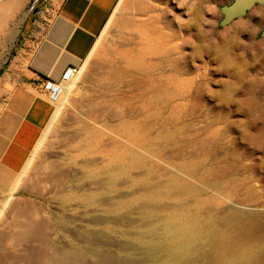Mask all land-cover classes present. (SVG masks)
Segmentation results:
<instances>
[{"label": "rangeland", "instance_id": "rangeland-1", "mask_svg": "<svg viewBox=\"0 0 264 264\" xmlns=\"http://www.w3.org/2000/svg\"><path fill=\"white\" fill-rule=\"evenodd\" d=\"M233 1H123L68 85L73 90L56 105L58 118L26 172L11 179L0 172V208L20 179L0 225V264H30L27 255H39L35 264H54L64 252L84 256L87 264H103L104 255L147 264L140 234L148 232V221L165 216L181 224L216 220L220 228L237 211L264 224V10L253 8L222 28L221 8ZM60 2L0 0V7L17 4L0 24V111ZM158 15L161 23L154 22ZM185 41L172 55L178 74L172 63L150 60L154 46L165 53ZM99 136L104 158L87 153ZM131 152H143L144 162L122 158ZM109 157L117 178L88 179ZM124 166L126 174L119 170ZM181 185L199 191L170 194ZM28 221L40 236L19 239Z\"/></svg>", "mask_w": 264, "mask_h": 264}, {"label": "crops", "instance_id": "crops-1", "mask_svg": "<svg viewBox=\"0 0 264 264\" xmlns=\"http://www.w3.org/2000/svg\"><path fill=\"white\" fill-rule=\"evenodd\" d=\"M123 1L61 0L26 62L20 65L17 88L0 111L1 173L10 179L21 173L52 122L56 108L46 100L40 83L43 79L59 81L70 67L82 68ZM254 8L264 10L260 5ZM36 231L32 239L40 236V229ZM30 256L28 261L35 264L39 255Z\"/></svg>", "mask_w": 264, "mask_h": 264}, {"label": "bare ground", "instance_id": "bare-ground-1", "mask_svg": "<svg viewBox=\"0 0 264 264\" xmlns=\"http://www.w3.org/2000/svg\"><path fill=\"white\" fill-rule=\"evenodd\" d=\"M16 8V3H11L10 5H6L5 7H0V24H3L6 18H8L13 12H15L14 10H16ZM155 20V23H161V20H163V16L158 15L155 17ZM172 36L175 38L174 35ZM154 39L159 40L161 39V37L156 36ZM186 44L187 41H185L184 44L176 43L174 44L173 48L170 47L168 51H166L167 49H165V53L160 51L157 52V48L154 46L153 49L155 50H151L148 55L151 56L150 60L152 62L159 59V62L162 65L172 63V65H174V72L178 74L180 72L177 64L178 58L174 59L172 58V55L175 51L182 49V47ZM94 52L92 53L90 58L93 56ZM157 55L158 58H156ZM181 59H183V57ZM162 65H160V67ZM147 73L150 76L154 75L156 73L155 68L150 69L149 71H147ZM159 73L162 74V71L160 70ZM196 77L198 78L199 74ZM73 88L74 84L72 86H68L66 89V94L69 95ZM149 102L150 101H148V103ZM148 103L147 105L149 106L150 104ZM148 106L145 107L148 108ZM59 112V109L56 110L52 122H54L58 118ZM150 118L152 120V117H149L148 119ZM100 140L101 138L99 136L94 141H89V146H87L88 148L86 147L88 154L93 156H102L103 158L106 156L104 155V150L101 148ZM41 143L42 142H40L38 146H40ZM195 144L196 143H194V145ZM172 145L177 146L178 144L172 143ZM196 153L197 155L199 154V152H197V149ZM130 155L131 157H135L134 159L136 160V162L142 163L145 160L143 152H131L127 155L125 154L122 158H126ZM114 158H117V156ZM107 160L108 161L105 165H103L102 168H94L89 170L88 173H86L87 178L93 179L98 174L111 173L110 180L114 181L117 177L112 175L113 159L109 157ZM31 161H29V163L25 167V172L26 169L30 166ZM119 170L121 171V173H127L125 166L124 168L119 167ZM19 180L16 182L14 188L8 194L6 200L3 202L0 208V225L4 219L7 206L9 207V203L12 202L15 194L18 191V186L20 185ZM170 190V194L176 192V194L178 193V195H194L199 191V188L193 185H181L172 186ZM83 199L89 205H92L95 202V198L92 195H85ZM150 206L152 210H155V212H161L163 210L162 207L160 208L156 206L153 208L152 205ZM121 208L122 209L119 208V211L122 212L125 210V208ZM110 212L115 216L118 214V210H111ZM161 222L164 225L158 227L157 224ZM20 228L23 230V232L18 237L19 239H23L32 236L38 229V226L28 221L27 223L21 224ZM146 229L148 230V232L145 234H140L139 241L143 245L142 256L143 260L147 262V264H264V246H257L258 242L264 237V224L254 218L246 217L237 211H232L228 216L224 217L223 226H220V228H216V220L205 223L203 222V220L196 218L187 220L185 224H181L174 221L171 216H165L159 217L158 221L156 222L148 221L146 223ZM56 257H53L55 260L54 264H87L85 257L82 255H78V253L76 252H74L73 255L69 253L68 255H65L64 252V255L63 253L62 255H58V259H55ZM71 259H73V263H71ZM101 260L103 264H138V260L132 259L129 256L124 257L122 260H117L114 256L104 255L101 256Z\"/></svg>", "mask_w": 264, "mask_h": 264}, {"label": "built area", "instance_id": "built-area-1", "mask_svg": "<svg viewBox=\"0 0 264 264\" xmlns=\"http://www.w3.org/2000/svg\"><path fill=\"white\" fill-rule=\"evenodd\" d=\"M80 69L78 67L68 68L59 81L43 79L39 87L49 104L56 107L61 102L68 85L77 79Z\"/></svg>", "mask_w": 264, "mask_h": 264}, {"label": "water", "instance_id": "water-1", "mask_svg": "<svg viewBox=\"0 0 264 264\" xmlns=\"http://www.w3.org/2000/svg\"><path fill=\"white\" fill-rule=\"evenodd\" d=\"M256 5L264 7V0H234L231 4L223 6L221 13L223 18L220 27H226L239 18H244ZM264 37V31L262 32Z\"/></svg>", "mask_w": 264, "mask_h": 264}]
</instances>
